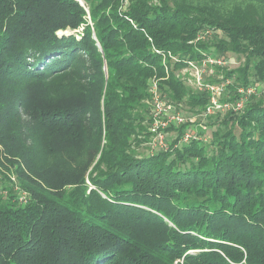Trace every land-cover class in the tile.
<instances>
[{
  "label": "trees",
  "instance_id": "16d2710c",
  "mask_svg": "<svg viewBox=\"0 0 264 264\" xmlns=\"http://www.w3.org/2000/svg\"><path fill=\"white\" fill-rule=\"evenodd\" d=\"M257 87L264 0H0V264H264Z\"/></svg>",
  "mask_w": 264,
  "mask_h": 264
},
{
  "label": "built area",
  "instance_id": "2783aa9c",
  "mask_svg": "<svg viewBox=\"0 0 264 264\" xmlns=\"http://www.w3.org/2000/svg\"><path fill=\"white\" fill-rule=\"evenodd\" d=\"M210 65V66H217V65H222L224 64L223 61H221L220 59H216V58H208L207 60H205L203 62V67L202 68H198L195 67L194 65L190 64V68H188L189 71H194V75L197 72V74L195 76H192L193 78L195 77L197 82L199 83L200 81V77H199V73H204L205 72V67L206 65ZM200 86V83L198 84ZM204 88L209 89V91L212 94L211 97V104H212V109H208V112L211 113L212 110H219V111H223L224 108L227 109V106H225L224 104H220L218 102V97L221 95L222 93V88L223 86H217V87H209V85L207 84L205 87L200 86L199 89L203 90ZM155 91V87L153 88V92ZM252 92V89H248L247 92ZM250 92V93H251ZM153 104H154V109H153V114H154V123L152 124L151 127V131L153 133H155V140H156V145L159 146L160 148H165L167 146L166 142H165V138H164V134H163V130L165 129V127H169L172 125H177L178 123L183 122V117H181L179 114H176L172 117H168L166 114L168 112H171L172 109H174L172 105H167L165 102L160 101L158 96L155 94L153 96ZM242 103H237L236 107L237 108H241ZM159 129V130H158ZM190 138L189 134H186L183 138V141L186 142L188 139Z\"/></svg>",
  "mask_w": 264,
  "mask_h": 264
},
{
  "label": "rangeland",
  "instance_id": "374dc122",
  "mask_svg": "<svg viewBox=\"0 0 264 264\" xmlns=\"http://www.w3.org/2000/svg\"><path fill=\"white\" fill-rule=\"evenodd\" d=\"M80 31V30H79ZM70 32L69 31H60L58 34L59 35H66V34H69ZM72 33V32H71ZM229 64H226V65H224L223 67H228L229 68V66H228ZM186 78H187V82H188V84H189V86L193 89V90H196V91H201L200 89H199V87L200 86H203V87H205L208 83H206L207 81H209V82H211V84H219V83H221V82H224L225 80H224V76H223V74L216 68V67H210L209 68V71L206 73V75H209V78L210 79H205V80H203V77H202V75L204 74V73H199V77H200V81H199V83H200V86L198 85L199 83L197 82V80H196V78L194 77H192V76H195L196 74H197V72L195 73V75H194V71H189L188 69H184V70H182V72H181ZM206 83V84H205ZM253 91L256 93V94H258V93H261V95H262V92L264 91V89L262 88V87H257V88H255V90L253 89ZM252 91V92H253ZM242 92L244 93V91L242 90ZM251 92V91H250ZM250 92H247V94L248 93H250ZM223 95H226V94H224L223 93ZM174 109H172V111L171 112H168L166 115L168 116V117H172V116H174V115H176V114H179L181 117H183L184 119H185V121L187 122V121H190V122H194L195 120H199V121H196L195 123H196V125L195 126H197V128H199V126L202 124V118L200 117V115L198 114V115H196V116H192V117H190L193 113H190V115H187L186 114V112L182 109V107L181 106H179V107H173ZM200 119H201V121H200ZM180 125H182V123L181 124H177L175 127H179ZM163 134H164V138L167 140V142H171V136L173 137L174 136V133L172 132V130L170 131V130H164L163 131ZM137 151H139V148L138 149H136ZM89 186H90V184L89 183H87Z\"/></svg>",
  "mask_w": 264,
  "mask_h": 264
}]
</instances>
